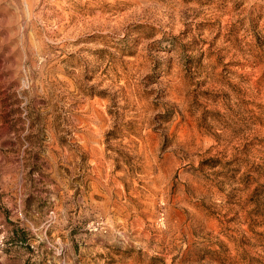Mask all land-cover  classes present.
<instances>
[{
    "label": "rangeland",
    "instance_id": "374dc122",
    "mask_svg": "<svg viewBox=\"0 0 264 264\" xmlns=\"http://www.w3.org/2000/svg\"><path fill=\"white\" fill-rule=\"evenodd\" d=\"M0 264H264V0H0Z\"/></svg>",
    "mask_w": 264,
    "mask_h": 264
}]
</instances>
